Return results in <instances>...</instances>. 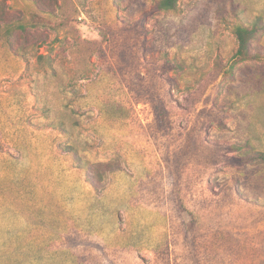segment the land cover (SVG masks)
<instances>
[{
    "label": "rangeland",
    "instance_id": "1",
    "mask_svg": "<svg viewBox=\"0 0 264 264\" xmlns=\"http://www.w3.org/2000/svg\"><path fill=\"white\" fill-rule=\"evenodd\" d=\"M0 0V264H264V0Z\"/></svg>",
    "mask_w": 264,
    "mask_h": 264
},
{
    "label": "trees",
    "instance_id": "2",
    "mask_svg": "<svg viewBox=\"0 0 264 264\" xmlns=\"http://www.w3.org/2000/svg\"><path fill=\"white\" fill-rule=\"evenodd\" d=\"M179 0H158L154 3L151 12H165L173 11ZM264 26L262 20L257 19L254 23L253 28L249 29L247 27H238L236 29V36L238 40V49L236 55L239 60H249L251 56L249 55V40L252 35L256 32L257 28H262Z\"/></svg>",
    "mask_w": 264,
    "mask_h": 264
}]
</instances>
